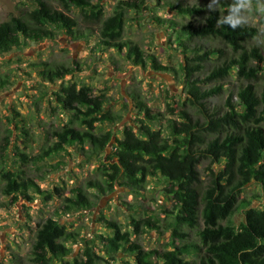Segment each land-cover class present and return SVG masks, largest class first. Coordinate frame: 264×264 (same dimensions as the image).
Here are the masks:
<instances>
[{
    "label": "rangeland",
    "instance_id": "374dc122",
    "mask_svg": "<svg viewBox=\"0 0 264 264\" xmlns=\"http://www.w3.org/2000/svg\"><path fill=\"white\" fill-rule=\"evenodd\" d=\"M54 9H62L57 0H43ZM123 1L102 0L104 18L111 16ZM139 10L118 8L125 20L123 37L150 58L145 66L135 65L127 58V50L119 52L98 46V28L82 19L79 11L68 15L78 21L75 31L84 34L75 38L64 30H55L53 39L27 41L10 52H0V81L9 79L7 85H0V139L13 132L8 149L9 169H18L24 179L33 180L46 194L29 192L32 201L24 196L17 198L0 194V264H30L32 245L38 224L47 218L56 219L68 231L76 233L77 241L68 244L71 253L64 259L54 258L51 264H64L66 261H83V251L93 246L104 257L103 264H137L135 254L122 249L113 255H106L108 248L103 237L113 236L114 230L108 223L119 225L122 232L134 233L136 221H154L159 228H142L139 235H133L132 241L152 254L158 261L155 251L173 249L182 246L187 240L177 239L170 227L175 220L174 200L166 192L169 183L161 176L147 178L140 189H131L124 185V178L115 184L112 192L101 193L87 187L89 181H100V166L114 164V154L120 148L125 128L135 131L141 126L139 118L141 107L148 108L155 120H146L152 129L161 131L166 138L173 140L174 127L182 128L186 121L184 112L191 124L198 127L193 131L203 137L204 142L216 137L206 131L210 116H221L226 111V101L232 99L238 104V91L246 82L240 80L233 70L231 75L219 81L208 82L205 78L217 62L216 55L205 63V68L197 73L193 80L202 91H209L218 85L223 87L220 94L212 96L202 103L189 102L188 79L185 76L186 57L192 56L189 49L224 50L225 58L231 56V49L219 39H191L180 37L184 25L201 27L211 10L218 9L227 16L247 26L255 27L258 36L248 42L249 46L264 45V0H137ZM197 7L199 15L183 16L175 9L177 5ZM38 7L37 0H0V24L12 17L26 18ZM90 27V28H89ZM89 28V29H88ZM182 35V34H181ZM186 45V47H185ZM168 70L157 72L153 61ZM46 64L44 67L42 64ZM67 67L75 70L63 80L50 82L43 78L44 68ZM75 84L78 89L87 86L91 94L104 101V111L114 121L99 124L96 134L111 132L112 138L103 150L96 152L89 145L66 147L58 155L33 162L34 157L53 143L51 135L64 125H71L81 131L86 128L75 119L73 113L64 111L59 103L58 94L64 86ZM259 89L264 87V73L259 78ZM22 129L29 132L27 137ZM24 153L28 162H22L15 153ZM222 160L218 165L202 161L199 165L200 183L198 189L205 191L211 175L224 167ZM4 182H0V187ZM81 187L90 199V206L77 211H66V199L74 197L73 189ZM59 189V191H57ZM50 196L51 199H47ZM239 200L250 202L251 207L264 210V189L251 182L245 186ZM235 216L239 225L244 220L241 209ZM177 213V212H176ZM200 218L198 227L180 228L189 234L188 240L197 243L198 232L203 228ZM185 241V242H184ZM128 247V246H127ZM186 258L198 261L192 251ZM203 255V252L199 253ZM158 264H162L161 261Z\"/></svg>",
    "mask_w": 264,
    "mask_h": 264
},
{
    "label": "trees",
    "instance_id": "16d2710c",
    "mask_svg": "<svg viewBox=\"0 0 264 264\" xmlns=\"http://www.w3.org/2000/svg\"><path fill=\"white\" fill-rule=\"evenodd\" d=\"M62 9H54L43 0H37L38 7L26 18L12 17L0 24V52L7 53L27 41H42L53 39L55 30H64L75 38H83L77 33L78 21L68 15L73 10L79 11L82 19L89 21L99 31L98 46L114 49L119 52L127 50V58L135 65L145 66L148 58L139 46L124 40L123 32L126 20L122 10H139L141 3L137 0L123 1L113 14L104 18L102 0H57ZM183 16L199 15L197 7H187L182 4L175 8ZM218 9L211 10L201 27L184 25L180 37L191 40L219 39L231 49V56L225 58L224 50L188 49L192 56L186 57L184 64L185 76L188 79L189 102L202 103L204 100L220 94L223 87L218 85L209 91H202L193 77L205 68V63L213 59L216 65L205 78L208 82L219 81L231 75L246 82L238 91V104L232 99L226 101V111L221 116H210L206 131L217 134L216 137L204 142L203 137L193 131L198 127L191 124L188 114L184 116L188 123H181L182 128L174 127L176 136L171 141L159 130L156 131L146 123L155 120L148 108L142 106L144 118H139L141 126L138 131L132 127L125 128L123 139L119 141L120 148L114 154L117 162L102 163L99 175L100 181H89L88 188L97 189L101 193L112 192L115 184L124 178V185L131 189H140L147 178L161 175L170 185L166 192L174 200L175 220L170 226L179 240H187L182 246L155 251L158 261H154L150 252L145 251L139 243L133 242V235H139L142 228L158 229L159 226L151 220L136 221L134 233L122 232L119 225L108 223L114 230L113 236L101 237L108 248L106 255H113L122 249L135 254L137 264H264V210L251 207L250 202L240 201L241 190L255 182L264 189V87L259 89L257 82L264 73V45L249 46L248 42L258 36L255 27L247 26L227 16H222ZM90 28V27H89ZM88 28V29H89ZM182 34V35H181ZM186 47V45H185ZM153 61V60H152ZM153 69L157 72L168 70L167 67L153 61ZM46 67V64H42ZM75 70L61 66L54 69L44 68L43 78L54 82L63 80ZM9 83L2 79L0 85ZM62 109L73 113L76 120L85 130L81 131L71 125H64L55 130L51 139L53 143L42 150L33 162L58 155L66 147L89 145L96 152L103 150L111 140L112 133L96 134L99 124L112 122L114 118L104 111V101L91 94V89L83 86L80 89L75 84L64 86L57 95ZM21 134L27 137L29 132L22 129ZM13 132L0 139V194L4 196H24L32 201L29 192L46 194L31 179H24L18 169H9L8 149ZM15 157L22 162H28L24 153L17 152ZM213 166L224 160L226 163L217 173H212L211 180L205 191L200 192L199 165L208 161ZM59 191V189H57ZM74 197L66 199V211H77L90 206V199L83 188L73 189ZM47 199H51L50 196ZM240 207L246 209L244 220L237 225L235 216ZM241 208V209H242ZM177 212V213H176ZM203 228L198 232L197 243L188 240L189 234L181 232L180 228L198 227L199 219ZM77 234L68 231L54 218H47L38 224L32 245L30 264H51L56 259H64L70 253L68 244L77 241ZM185 242V241H184ZM128 246V247H127ZM192 251L199 257L198 261L186 257ZM203 252V255L198 254ZM104 257L96 252L93 246L83 251V261L64 264H103Z\"/></svg>",
    "mask_w": 264,
    "mask_h": 264
}]
</instances>
